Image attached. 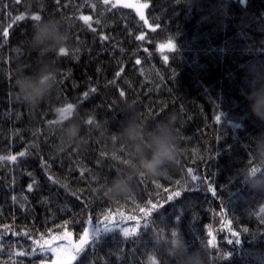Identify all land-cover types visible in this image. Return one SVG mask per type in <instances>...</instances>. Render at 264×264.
Wrapping results in <instances>:
<instances>
[{"label": "trees", "instance_id": "16d2710c", "mask_svg": "<svg viewBox=\"0 0 264 264\" xmlns=\"http://www.w3.org/2000/svg\"><path fill=\"white\" fill-rule=\"evenodd\" d=\"M143 1L153 30L133 9L106 0H0V264H51L33 252L37 240L67 244L61 234L70 232L78 244L89 215L91 227L103 228L105 214L110 230L73 264H264V190L247 182L252 167H264L257 161L264 120L248 99L264 84V0ZM37 13L62 21L65 53L30 47ZM169 40L176 47L162 53ZM43 59L57 66V83L31 107L15 88V70L31 72ZM68 104V119L82 129L75 146L57 152L64 121L56 109ZM168 117L181 147L177 165L135 176L119 204L104 196L131 156L122 128L135 119L148 139ZM176 190L181 196L167 201ZM148 201L161 203L164 221L159 210L141 211ZM121 218L127 236L112 227Z\"/></svg>", "mask_w": 264, "mask_h": 264}, {"label": "clouds", "instance_id": "9594fccd", "mask_svg": "<svg viewBox=\"0 0 264 264\" xmlns=\"http://www.w3.org/2000/svg\"><path fill=\"white\" fill-rule=\"evenodd\" d=\"M69 35L64 31L62 21L57 17L40 18L31 29L29 45L38 53H56L61 48H67ZM58 68L52 59L40 60L38 66L31 72L17 67L15 70V88L19 96L31 107H37L48 99L56 87ZM250 106L255 116L264 120V84L253 88L248 94ZM173 118L161 120L155 129L145 139L136 120H130L119 133V137L129 146L131 156L127 160V171L118 173L105 186L104 195L113 201L127 197L134 188V177L138 174L156 176L164 165L175 167L181 156L178 133L173 126ZM82 129L81 121L76 118L64 120L62 131L54 150L64 152L77 143V137ZM257 161L264 165V150H258ZM247 182L250 187L264 190V175L249 171ZM173 246L186 253V247L181 249L183 242L178 238L172 241ZM177 264H187V261H177ZM203 264V260H201Z\"/></svg>", "mask_w": 264, "mask_h": 264}, {"label": "snow or ice", "instance_id": "6c2138e0", "mask_svg": "<svg viewBox=\"0 0 264 264\" xmlns=\"http://www.w3.org/2000/svg\"><path fill=\"white\" fill-rule=\"evenodd\" d=\"M107 2V0H106ZM120 0H117V3H119ZM147 5L145 4H130L129 7H132V8H135L136 11L139 13V15L141 16V18L144 17V8L146 7ZM41 16L37 13L34 17L35 21L40 19ZM19 19H24L23 16H20ZM83 19L85 21L89 20V17L88 16H84ZM5 36L7 35V29H5V32H4ZM161 48H164V47H170V48H175L176 45L173 43L172 40H169L168 41V44L167 45H160ZM67 51L66 48H61L59 50L60 53H65ZM168 57H165V60H167ZM121 72L123 71V69L120 70ZM117 76L120 75V72H117L116 73ZM93 91H95V89H93ZM85 97L88 96V93L85 92L83 94ZM124 93L123 91H121V96H123ZM67 108L68 109H72L74 108V105L73 104H68L67 105ZM56 111L60 114L59 115V121H64L65 120V109L64 108H57ZM68 115H71V113H68ZM173 119H175V117H173ZM220 117L219 116H216V120L219 121ZM88 122L91 124L93 123V117L92 116H89L88 118ZM52 122H50L51 124ZM52 131H55V128H52L51 129ZM113 139H115V137H113ZM115 155V153H113V156ZM15 157H12V159H14ZM0 159H2V157H0ZM118 171H121V169L117 168L116 169V172ZM189 173H191L193 171V169L189 168L187 170ZM250 171H253V172H264V167H260V168H257V167H252L250 169ZM141 176H144L143 174H141ZM200 179L199 177L193 175L191 177V180L192 181H196ZM92 180L96 181L97 180V177L95 175L92 176ZM108 179L105 178V182H107ZM179 183V182H177ZM67 186V185H65ZM29 189H31L33 187L32 184H29L28 185ZM207 189L209 191H211L214 195L216 193V189L215 187L213 186L212 183H208L207 184ZM93 191L95 192L96 189H93ZM75 195V193H73ZM106 196V195H104ZM181 196V191L180 190H176L174 191L171 195L167 196V201H171L173 200L175 197H180ZM45 199H47V197H45ZM117 204H119V201H115ZM148 204H150L151 206L150 207H143L141 208V211L143 213H145V215L149 214V213H152L153 210H159V213H160V220L161 221H164V218H163V212H162V209L163 207L161 206V203L160 202H157L155 204H152L151 201H148L147 202ZM111 210H109V213H110ZM122 219L121 218V221L119 222H116L115 224L112 225V227H116V228H120V230L123 232V234L125 236H127L129 234V229L127 227H121V224H122ZM108 220H109V215L105 214L104 215V224H103V228H101L99 225H100V222L97 221V226L96 227H91L92 226V216L89 215L88 217V225L89 227H85L83 229V232L81 233L80 235V239H79V243L78 244H73L71 243V233L70 232H64L62 233L61 235L63 236V239L66 240V241H69V243L65 244V243H61V244H53L51 242V240H45L43 243H41L40 240H37L35 243L39 245V249H36V248H33V252L35 251H39L41 252L42 254H44L45 257H47L48 259L51 260V264H73V261H76L77 258L81 255V253H83L85 251V247L89 244V242H91V244L95 245L97 242H98V238L100 237L101 233L102 232H108L110 230V226L108 224ZM153 223H155V221L153 220L152 221ZM229 224H231V221H228ZM4 228H7L8 226L7 225H3ZM210 227V226H209ZM245 230H247L245 228ZM228 231L231 233L232 232V229L229 228ZM172 234L175 235V230L172 231ZM211 235V233H210ZM236 235H238V233H236ZM159 238V236H157V239ZM52 239H55V237H53ZM216 237L213 236L211 240H208L207 241V244H212L214 241H215ZM231 242V241H229ZM205 242L202 241V245H204ZM206 246V245H205ZM0 247H2V245H0ZM33 252H30V253H27V255H32ZM39 264H46V260L44 259H41L39 261Z\"/></svg>", "mask_w": 264, "mask_h": 264}, {"label": "rangeland", "instance_id": "374dc122", "mask_svg": "<svg viewBox=\"0 0 264 264\" xmlns=\"http://www.w3.org/2000/svg\"><path fill=\"white\" fill-rule=\"evenodd\" d=\"M107 1L113 3V4L117 5V6H123V7H126V8L133 9V10L137 13V15L139 16V18L144 22V24H145V26H146V28H147L148 30H153V29H155V27H154V26L148 21V18H147V8H148V4L145 3L143 0H120L119 3H117V0H107ZM130 4H145V5H147V6L144 8V17L141 18V16L139 15V13L136 11L135 8L129 7ZM141 38H144V35H142ZM173 43H174V42H173ZM167 44H168V42H167V43H164L163 45H167ZM161 45H162V44H161ZM173 49H174V48H170V47H164V48H161V47L159 46V50H160L162 53H166V52L172 51ZM73 111H74V108H72V109H68V108L65 109V120L68 119V118L72 115ZM68 113H71V115H68ZM59 115H60V114L58 113V117H57V119H56L57 122H60V121H59Z\"/></svg>", "mask_w": 264, "mask_h": 264}]
</instances>
